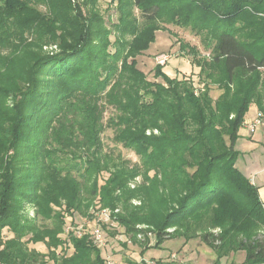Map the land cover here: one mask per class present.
<instances>
[{
	"label": "trees",
	"instance_id": "obj_1",
	"mask_svg": "<svg viewBox=\"0 0 264 264\" xmlns=\"http://www.w3.org/2000/svg\"><path fill=\"white\" fill-rule=\"evenodd\" d=\"M34 1L48 12L0 0V264H106L91 229L59 236L65 213L95 221L102 209L110 218L100 225L115 222L141 245L149 231L156 247L198 236L217 254L214 264L263 263L264 207L236 165L235 144L252 104L264 117V0H111V26L98 0ZM168 24L189 29L208 51L179 41L202 87L160 63L153 75L161 81L138 67ZM48 43L57 50L37 48ZM213 84L222 89L216 98ZM106 128L137 161L105 149ZM36 242L47 252L29 246ZM237 251L241 262L221 261Z\"/></svg>",
	"mask_w": 264,
	"mask_h": 264
},
{
	"label": "rangeland",
	"instance_id": "obj_2",
	"mask_svg": "<svg viewBox=\"0 0 264 264\" xmlns=\"http://www.w3.org/2000/svg\"><path fill=\"white\" fill-rule=\"evenodd\" d=\"M30 2L29 3L34 6L35 3H37L36 6L44 13L48 12V8L44 3L35 2L34 0H30ZM116 4V2H111V0H98L95 5V8L102 15L105 24L108 26H111L112 22L117 21ZM83 11L90 13V7L84 6ZM93 11L94 10L92 9V12ZM166 26L167 29L155 32V41L150 44L149 49L143 52V54L137 56L138 67L146 73L148 79L161 81L160 77L155 78L153 75L154 65L160 63L163 65L162 70L169 76H175L176 74L178 77H181L182 75L190 76L195 86H198V88L202 87L203 83L198 82L197 76L199 67L191 65L189 60L190 57L179 49V41H186L195 45L202 52V54H206L208 51L204 50L199 37L193 35L189 29L174 25L172 26V24H168ZM60 29L61 28H57L55 33L60 34L62 32ZM111 39H113L112 35ZM37 48L53 52L57 50V45L54 43H48ZM221 92L222 89L219 88L217 84L211 85L210 95L213 98H216ZM111 113L112 110L107 108L104 113V119H107ZM253 113L254 112L252 110H249L247 113V116L251 117L250 122H246V128L250 133H253L255 130H259L261 128L259 127L261 125L260 122L259 124H255L253 126V130H251L252 124L256 121V118L259 117L257 116L258 111L256 114ZM112 136L113 130L111 128H106L102 133V139L106 150L114 149L112 150L113 153L120 154L123 159H127L130 163L138 160V156L133 151L123 148L120 145L114 146L115 143L112 140ZM150 173H152V171H150ZM108 175V172L103 171L101 173L100 182L102 179L107 178ZM140 181L141 177L137 176L132 183L134 184ZM133 184L130 186H133ZM132 202L138 203V200L133 199ZM98 208L99 205L91 206L88 209V213L92 212L93 209ZM27 209L29 210L30 215H33V208L31 206H27ZM64 220V231L59 234V236L63 239H67L65 232L66 228L69 226L77 228L78 226L83 225L82 229L84 230L86 228L93 229L96 227V221L89 219L87 215L79 213H74L73 216L65 213ZM100 227L101 236L105 241L103 245L99 246L101 255L109 261L112 260L114 264H129L130 261H136V263L139 264L142 260H153L155 262L159 261V264H214L217 258V254L209 246L204 244L198 236L192 237L188 240H185L181 235L167 237L158 247H156L152 246L155 243V239L153 232L151 231L145 233V239L143 241H146L141 245L140 243L133 242L129 239L123 232V227L119 225L117 226L115 222L105 226L101 225ZM173 229V227L167 228V232L170 233ZM10 234L11 232L8 231L7 228L3 229L4 238H7ZM145 245H151V247L147 249L148 253L145 254L146 257H143L144 255H141V250L145 247ZM29 246L39 251L47 252V249L42 242L30 243ZM56 251L58 255H60L63 252V249L59 246ZM71 251L72 248H70L67 252L71 253ZM151 251L152 253H150ZM150 255L152 256L149 257ZM244 256V251H237L235 253L232 252L228 257H223L221 261L223 263H228L232 260L235 262H241ZM52 263L53 261L49 260V264Z\"/></svg>",
	"mask_w": 264,
	"mask_h": 264
},
{
	"label": "crops",
	"instance_id": "obj_3",
	"mask_svg": "<svg viewBox=\"0 0 264 264\" xmlns=\"http://www.w3.org/2000/svg\"><path fill=\"white\" fill-rule=\"evenodd\" d=\"M249 110H252L253 114L258 111L254 104L250 106ZM247 113L244 116L245 123L238 131L239 137L235 144V148L239 151L236 165L257 186L264 207V117L260 120L261 125L259 127L261 128L250 133L246 128V122H250L251 117L247 116ZM257 116H259V113ZM146 253H148V250L141 255L146 257Z\"/></svg>",
	"mask_w": 264,
	"mask_h": 264
},
{
	"label": "built area",
	"instance_id": "obj_4",
	"mask_svg": "<svg viewBox=\"0 0 264 264\" xmlns=\"http://www.w3.org/2000/svg\"><path fill=\"white\" fill-rule=\"evenodd\" d=\"M260 120H261L260 117L256 118V121L251 126V130H253V126L255 124H259L261 122ZM109 218H110V214H109V211L107 209H102L101 211H99L97 213V217H96V220H95L96 221L95 222L96 223L95 224L96 227H94L93 229L90 230V233H91V236L93 238V241H94V243H96L97 246H101V245H103L105 243L104 238L101 236V231H100L101 230V227H100L101 225H100V222L101 221L107 222L109 220ZM82 228H83V225H80L77 228H73V227L69 226L68 228H66V232H68L71 229H74L75 233L79 236V235H81ZM106 264H114V262L112 260H110V261L106 260ZM139 264H154V261H152V260H142V261L139 262ZM261 264H264V262L261 263Z\"/></svg>",
	"mask_w": 264,
	"mask_h": 264
}]
</instances>
